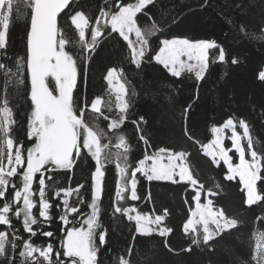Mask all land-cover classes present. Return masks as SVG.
<instances>
[{"label": "snow or ice", "instance_id": "1", "mask_svg": "<svg viewBox=\"0 0 264 264\" xmlns=\"http://www.w3.org/2000/svg\"><path fill=\"white\" fill-rule=\"evenodd\" d=\"M157 4L158 0H104L97 14H91L82 0H26L28 11L21 13V0H0V264H103L100 251L109 244V232L101 220L108 165H114V199L103 211L110 210L112 217L119 214L133 224L123 250L113 254V264H152L149 253L136 248L137 236L157 234L164 238L165 248L175 251L167 239L173 228L164 223L170 215L167 208L160 214H149L135 205L127 206L129 201L142 199L137 174L148 183L170 182L192 190L195 208H189L191 218L183 224L189 243L180 249L182 252L192 253L194 248L214 251L218 238L232 235L243 224L238 214L214 203L213 198L223 193V185L213 178L205 186L192 166L196 153L210 157L209 163L217 168L226 166L221 179L242 185L245 205L264 207V149L254 147L246 119L233 114L220 126H212L213 139L207 144L188 127L193 104L200 98L201 82L207 83L210 58L225 68L240 64L241 58L215 39L160 38L159 34L178 24L179 18L172 16L162 27L168 11L158 8V22L149 7ZM250 6L252 0H222V6L214 0H202L199 5L200 9L216 10L228 26L225 37L231 34L264 49V15L258 27L250 28ZM229 9L231 13L226 14ZM14 14L26 19L28 28L25 54L12 57L9 29ZM153 37L158 40V51L152 46ZM111 40L126 42L123 58L137 72L143 64L154 61L177 79L185 73L194 75L196 95L180 111L185 143L150 151L153 144L147 129L141 127L147 120L144 116L133 118L130 112L138 93L123 66L107 70L106 96L74 95L78 78L86 76L92 56L101 43ZM152 52L154 56L149 55ZM25 72L30 79L26 116V136L33 141L30 148L13 134L18 121L10 106L25 84ZM256 78L264 83V67ZM212 87H219V82ZM101 121L107 122L104 127ZM126 122L133 126L136 142L143 144L142 158L135 162L129 159L133 145ZM226 130L231 132L227 136L230 147L225 146ZM234 156H238V163L233 162ZM89 157L94 165L87 170L84 182L65 187L53 180L60 170L67 175L77 160ZM202 197L206 203H201ZM151 198V192L143 197L147 201ZM184 202L188 204L189 199L185 197ZM56 219L63 232L58 241L55 233L44 227ZM257 219L264 225V217ZM249 247V259L238 264H264V226L255 230ZM105 251L113 253L111 246Z\"/></svg>", "mask_w": 264, "mask_h": 264}, {"label": "trees", "instance_id": "2", "mask_svg": "<svg viewBox=\"0 0 264 264\" xmlns=\"http://www.w3.org/2000/svg\"><path fill=\"white\" fill-rule=\"evenodd\" d=\"M214 2L222 6V0H214ZM82 3L86 4L91 14H97L99 7L104 5V0H82ZM201 3L202 0H158L157 7L149 6L153 17L158 22L161 19L158 8L168 11V16L164 17L161 23L162 27L172 16L179 18L178 24L172 25L164 33L159 34L160 38L215 39L223 44L228 52L238 55L242 61L238 65H229L225 68L221 63L211 62L210 58L209 75L205 78L207 83L201 82L200 98L193 104L188 127L202 143L207 144L213 139L211 127L220 126L230 115L235 114L249 123L254 147L264 149V83L256 78L257 72L264 67V49L247 41L241 42L242 38H236L231 34L225 37L223 33L228 30V26L216 14L214 8L200 9ZM20 11L21 13L28 11L26 0H21ZM230 13L231 9L226 14ZM248 13L250 28L258 27L260 17L264 15V0H252ZM144 19L146 20L147 17ZM27 28V20L18 19L14 14L13 23L9 29V53L12 57L25 54ZM125 43L116 40L101 43L97 52L92 56V62L87 66L86 76L78 78L74 95L80 93L87 97L106 96L108 86L104 76L107 70L111 67L123 66L127 79L136 87L138 93L130 112L133 118L144 116L147 120V125L142 124L141 127L147 129V136L153 144V149L150 151L157 146H175L185 143L180 111L196 95L197 82L194 75L190 77L185 73L177 79L154 61L143 64L141 70L137 72L134 65L129 64L123 58L127 54ZM157 44V38L153 37L152 46L158 51ZM149 55L154 56L155 52ZM24 75L25 84L20 86V95L10 101V106L13 108L14 118L18 121L13 126V134L24 143L25 148H30L33 141L26 136V116L29 112L27 87L30 86V79L26 72ZM217 82H219V87L214 89L212 86ZM172 88L176 91L173 92ZM229 96L232 100L228 99ZM85 118H89L88 112L85 113ZM106 123V121H101L100 126L104 127ZM125 127L128 129L127 135L133 145L129 159L135 162L142 158L143 144L136 142L137 134L131 131L132 125L126 122ZM230 146L231 141L227 139L226 147ZM209 161L210 157L196 153L192 166L202 182H205L206 187L213 178L220 181L224 191L213 198L214 203L225 207L230 214H238L243 221L242 226L232 235L225 234L223 239L218 238L214 251H201L194 248L192 253L182 252L180 249L186 248L189 243L182 229L183 224L190 218L189 208L194 207V202L191 201L192 190L190 188L186 190L185 186L170 182L148 183L137 174L140 179L137 190L142 199L135 202L129 201L127 206L135 205L141 212L149 214H160L164 208H167L170 215L164 223L173 228L172 234L167 239L175 251L165 248L164 238L157 234H153L151 238L137 236L136 248L142 253L148 252L152 264H238V261L249 259L250 238L257 228L264 226L257 219L264 217V207L245 205L244 194L241 191L242 185L238 181L222 180L226 166L217 168ZM233 161L237 162V156H234ZM93 165L94 161L90 157L83 159V162L77 160L73 170L67 175L64 174V170H60L58 176L53 175V180L57 181L58 185L74 187L77 181L84 182V177L88 174L87 170ZM113 177L114 165H108L107 188L102 201L101 220L104 227L108 229L109 244L104 245L100 251L103 264H113V254L123 250L130 238V230L133 228V224L128 222L126 217L120 218L119 214L112 217L110 210L109 212L103 211L109 208L110 202L114 199ZM46 183L50 182L46 181ZM35 187L34 184V190ZM148 192H151L150 201L143 199ZM185 197L189 199L188 204L184 202ZM71 199L75 200V195ZM84 199L87 201L88 196L85 195ZM44 227L55 233L57 241L63 235L62 224L58 219ZM110 246L113 253L105 251Z\"/></svg>", "mask_w": 264, "mask_h": 264}, {"label": "rangeland", "instance_id": "3", "mask_svg": "<svg viewBox=\"0 0 264 264\" xmlns=\"http://www.w3.org/2000/svg\"><path fill=\"white\" fill-rule=\"evenodd\" d=\"M171 38H173V37H171ZM178 38H184V37H178ZM237 131L238 132H240L241 134H242V132H243V130L242 129H240V128H237ZM231 135V132H230V130H226V139H225V146H226V141H227V136H230ZM211 142V141H210ZM210 142H208V143H210ZM234 162V161H233ZM239 161H238V156H237V162H234V163H238ZM201 203L203 204V203H206V199L205 198H202L201 199ZM195 208V204H194V207L192 208V209H194ZM190 218H191V215H190ZM199 227V226H198Z\"/></svg>", "mask_w": 264, "mask_h": 264}]
</instances>
